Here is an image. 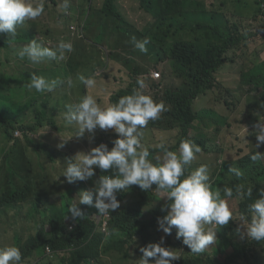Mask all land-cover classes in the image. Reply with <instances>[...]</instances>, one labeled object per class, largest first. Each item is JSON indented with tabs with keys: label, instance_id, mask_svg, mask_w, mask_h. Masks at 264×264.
<instances>
[{
	"label": "trees",
	"instance_id": "1",
	"mask_svg": "<svg viewBox=\"0 0 264 264\" xmlns=\"http://www.w3.org/2000/svg\"><path fill=\"white\" fill-rule=\"evenodd\" d=\"M54 5H58L57 0H52ZM153 1V0H141ZM206 1L192 0L191 16H196L195 10H200L202 17L208 21L207 33L210 35L208 44L199 43L197 40H178L168 45H164L162 51L152 54L153 58L148 63H153L151 69L146 65H136V72H143L149 75L153 70H162L159 64L164 63V71L160 79L154 80L153 86L158 87L161 94L157 97L165 101L167 111L163 112L158 120L151 121L142 130L152 129H178L179 143L181 140H191L198 144L206 152H215L218 156L217 161L210 162L208 165L210 173V183L213 191H221L223 197V188L232 187L238 183H244L246 187L253 185L252 198L245 197L239 199L235 195L228 199L231 203L237 200L239 212L250 218L251 213L248 205L259 198V190L264 188V163L262 160L253 162L250 155L258 151L264 154V145L255 149L254 143H257L255 133L248 135L246 143L238 149V154L228 151L229 145L223 146L222 140L213 142L208 136V130L215 129L221 132L223 126L228 123V118H213L209 115L211 111L205 109L198 111L194 105L202 95L213 90L219 85L217 73L219 69L228 61L234 60L230 56L231 51H241L240 58L244 61H250L253 65L249 70L242 73L243 81L252 82L256 80L254 89L259 94L252 95L253 98L246 103L248 115L246 121L250 124V131L256 123L259 116H264V91L260 93V88L264 87V19L261 14L264 13L261 7L264 0H225L223 6L212 2L211 7ZM74 1L71 2V4ZM105 7L111 10H117L112 0H104ZM164 6L177 8L180 0H155ZM240 4V12H235V4ZM158 4V3H156ZM181 6L184 3H180ZM50 8L45 7L44 13ZM69 11V10H68ZM219 12V13H218ZM60 17L69 19L67 16ZM32 20H26L23 25L17 26V35L10 40L6 35H0V66L4 65L5 60L12 56L16 62L18 70L13 73L6 72L0 68V130L5 138L4 145L0 148V248L5 246H16L22 254L23 264H94L101 254L111 253L113 251L120 254L123 258L138 256L142 253L139 249L147 246L149 243H158L162 231L157 230V217L166 215L160 207L154 208L150 216L144 221L141 228H138L142 222L139 218L144 204L157 201L159 192L155 190L144 191L138 186H132L127 192L118 194L117 198L121 202L120 207L110 212L104 218L100 217L98 210L93 212L87 205H79L84 211L85 217L80 220H73L68 212V206L78 203L75 199H68L66 193H51L50 198H54L52 203L42 200L37 193L36 175L33 168V161L24 157L23 145H20V139L13 142L16 129L28 131L37 130L36 123H48L54 129H59V125H53L49 122L59 121L58 115L60 108L50 104L53 101V95L35 92L29 100L28 96L32 93L26 85L32 73L44 76L48 79L66 78L80 69L83 64L69 63L64 66H43L32 64L27 58L20 59L17 55L20 49L28 45L32 40L43 45L46 40L41 36V31L37 30V22L31 24ZM163 25L147 30L157 36V31H163L167 34L172 21L165 18ZM143 35L148 38L143 30ZM48 35V33H44ZM37 42V41H36ZM13 44V45H12ZM155 57V58H154ZM101 64L104 61L99 60ZM37 67V68H36ZM104 75H106L104 73ZM183 79L180 85H176V80ZM64 80V79H63ZM132 86L127 89L121 88L111 97V101L116 103L124 95H129ZM21 101V113L30 108L33 113V119L24 126H16L9 120L14 116L18 101ZM161 102L160 100H154ZM245 107V105H244ZM58 109V110H57ZM207 115V116H206ZM54 117H57L54 119ZM23 119V115L20 117ZM214 119V120H213ZM244 124V121H242ZM245 128V126H244ZM194 130V135L189 133ZM256 130V129H255ZM223 133H221L222 135ZM26 136V135H25ZM230 144L233 145L237 137L228 134ZM216 137H219L217 135ZM106 139L114 140V133H107ZM214 139V138H213ZM219 139V138H218ZM228 141V140H227ZM41 143L37 138H30L28 146L39 145ZM178 143V145H179ZM112 147V143H110ZM176 146L165 145L167 150H175ZM161 149V148H158ZM165 150V149H164ZM216 155V157H217ZM215 157V158H216ZM153 163L154 160H152ZM203 162L193 161L189 166L186 175L198 168ZM229 167H237L243 172L241 178H236L234 174L228 172ZM155 185H153V189ZM79 191L72 192L74 198L79 199ZM150 201H147V200ZM47 203V204H46ZM166 203L164 201L163 205ZM51 208L50 215H44L47 208ZM108 222V229L103 230L100 225L104 221ZM50 224V229H47ZM72 226V228H70ZM138 228V229H137ZM226 226L220 230L224 232ZM18 232L22 235L18 236ZM108 235L109 233H113ZM14 236L15 244L11 237ZM232 243V244H231ZM46 246H50L55 252L60 250H69L76 248L73 256L67 257L56 254L54 257L47 255L48 260L41 262L39 257L45 254ZM165 247H170L177 252L181 258L174 261L173 264H260L261 254L258 252L250 253L254 247L252 243L234 242L227 236H224L218 243V248L225 255L222 260L212 250L206 249L202 254H193L190 249L182 243L181 239H176L172 231L171 235L165 238ZM232 246V251L227 252V248ZM104 264V263H102Z\"/></svg>",
	"mask_w": 264,
	"mask_h": 264
},
{
	"label": "clouds",
	"instance_id": "2",
	"mask_svg": "<svg viewBox=\"0 0 264 264\" xmlns=\"http://www.w3.org/2000/svg\"><path fill=\"white\" fill-rule=\"evenodd\" d=\"M87 2L91 3V0H84L81 14L93 8L92 4L86 7ZM206 3L211 7L208 1ZM218 5L223 6L222 1ZM69 7L70 0H63L60 4V8L65 13L71 12L68 11ZM261 7L264 11V1H262ZM44 11V0H39L38 3H34L33 0H0V35H6L10 40L14 39L17 35L18 25H23L26 20H32L31 24L39 21L43 18L41 15ZM67 15L70 18V15ZM261 16L264 19V13ZM97 22L104 34L113 37L112 27L114 24L111 19L106 20L99 16ZM67 29L71 32V36L65 33ZM37 30L38 32L41 31V36L46 41L43 45L39 44L36 34L37 42L32 40L17 53L20 59L27 58L32 64H38L37 67L40 64L43 66H64L69 63L83 64L80 69L66 78L48 79L32 73L29 83L26 85L32 92L27 100L34 96L35 92L50 94L58 89H66L67 103L64 99L66 104L64 103L65 105L60 107L55 102V106L60 108L58 115L60 127L57 129L60 131V135L57 136V144L45 140L43 143L49 144L52 151H60L65 147L67 141L73 143L72 155L63 156L66 160V167L58 169L57 174H52V176L58 177L55 183L59 186H62L66 179L67 183L75 188L73 192L77 191L78 193L79 188H81L79 199H77L78 203L68 206V212L73 220H80L85 217V213L79 205L92 206L93 212L96 211L93 208L95 207L100 217L104 218L120 207L121 202L117 198L118 194L127 192L135 185L144 191L155 190L164 193V198H166V203L160 207L162 212H166V215L157 217V230L162 231L164 235L161 236L158 243H149L139 249L142 255L138 264H173L174 261L179 260L181 256L175 250L164 246L166 236L171 235L172 231L176 235V239L182 238V243L190 249L191 253L202 254L206 249L213 252V246H217L215 242L217 229L228 225L230 220L239 221L240 226L244 229V235L252 240L249 243L254 244V247L248 252L259 251L260 254L264 252V188L259 190V198L254 199V202L248 205V210L251 213L250 218L243 213L238 218L234 217V213L228 205L230 202L228 199L233 197L234 190L237 198L248 197L251 199L253 185L246 187L244 183H238L234 189L225 186L222 190L224 197L222 198L221 191L212 190L211 171L207 165L210 162L204 160L203 164L186 175L189 166L196 159V154L202 151L198 144L185 139L181 140L177 151H175L176 149L167 150L165 145L168 144L163 143L152 147L146 131H142L149 122L158 120L161 114L167 111L165 101L157 97L158 94H161L160 90L153 84L151 85L157 89V94L153 98L149 95L152 91L144 80L148 75L143 72H136V66L131 67V69L128 68L120 80L123 82L125 76L128 75L129 84L119 87L118 79L114 78L112 81L116 84V88L112 95L118 89L126 88L128 91L132 86L131 92H128L131 94L120 97L114 104H112L111 96L108 103L100 105L101 99L94 97L89 91L96 87V81L104 73L106 77L113 74L107 73V71L111 67L115 68L122 64L123 54L109 48L105 60L102 56V50L107 46L93 39L89 31L79 24L74 25L65 22L60 35L56 34L55 28L39 26L38 24ZM94 30L98 31V28ZM44 33H48L49 36ZM262 35H264V29ZM103 41L108 43L104 38ZM132 42L135 49L147 53L149 38L136 40L133 37ZM99 60L104 61V64H101ZM159 65L161 68H165V66L163 67L164 63ZM4 66H8L6 72L9 73L18 70L17 62L12 56L5 60ZM163 71L158 69L152 72L153 83L154 80L162 77ZM133 73L134 81L131 78ZM156 73H159V76H156ZM217 78L219 79V77ZM179 81L177 83L176 80V85H180L183 79ZM79 94L81 96H78ZM261 107H264V102L261 103ZM9 121L16 126H24L29 123L21 122L18 118H11ZM50 123L56 125V120L54 123ZM253 127L257 129L255 131L257 141L255 149H259L264 145V116L258 115ZM16 130L12 143L19 135ZM246 131L248 132L247 128ZM107 133H114L116 139L112 141L106 139ZM63 138L67 139L63 140ZM37 140L41 141V138L37 137ZM110 143H112V147ZM34 146H28L27 142L23 145V154L26 160L27 158L34 160L38 157L34 151ZM158 151L164 152L162 160L159 157H154ZM218 156L219 154L214 161H217ZM149 158H152L155 163ZM56 159L57 156L52 158L53 164H55ZM250 159L253 162L262 160L264 154L255 151L254 154L250 155ZM228 172L234 174L238 179L243 176V172L237 167H229ZM153 185H155L154 189ZM46 194H48L46 189L40 190V195ZM150 204L152 202L146 203L144 206ZM144 206L141 209L142 213H139L142 222L137 225L138 228L142 227L151 213L146 215L143 212ZM100 227L107 230L108 222L105 220ZM112 234L114 232L108 235ZM21 235L22 233L18 232V236ZM11 241L15 244L14 236L11 237ZM229 248L232 251V246L227 248L228 253L231 252L228 251ZM76 249L77 247L55 252L50 246H46L45 255L54 257L59 254L70 257L76 253ZM94 261V264H102L99 260ZM240 263L242 261H239L238 264ZM0 264H23L20 249L16 246L0 248Z\"/></svg>",
	"mask_w": 264,
	"mask_h": 264
},
{
	"label": "rangeland",
	"instance_id": "3",
	"mask_svg": "<svg viewBox=\"0 0 264 264\" xmlns=\"http://www.w3.org/2000/svg\"><path fill=\"white\" fill-rule=\"evenodd\" d=\"M72 1L74 2L71 4ZM33 2L38 3L39 0H33ZM57 2L58 5L56 6L53 4L52 0H44V7L50 5V8L46 13L41 15L43 18L37 21L39 26L55 28L56 34L60 35L62 33V28H64L65 22H70L74 25L79 24L89 31L93 39L108 47H104L102 50V56H104L105 60L107 59L109 48L119 51L123 54L122 64L115 68L111 67L107 71V73L111 72L113 74L110 77L103 75L96 81V87H101L97 90L99 98L101 99L100 105H104L110 101L113 90L116 88V84L112 81L114 78L118 79L119 87L127 86L130 82L128 75L125 76V80L123 82L120 80V77H123L126 74L127 69H131V67H135L136 65H146L149 69H151L154 64L148 62L151 60V58H153L152 54L155 55L156 52L162 51L164 45H168L178 40H197L199 43L208 44L210 38V35L207 33V18L201 16V14L204 13H201L200 10L196 9V16L194 18L191 16L192 0H180V2L177 3L179 5L177 8L167 7L165 4L163 6L162 3L155 2V0L152 2L141 0H112V4L116 5L117 10L106 8L104 0H91V3L87 2L85 6L88 7L90 4H92L93 8L82 12V14L81 7L84 6V0H70V7L68 9L71 11L70 13H65L60 8V4L63 2V0H57ZM182 2L184 3L183 6L180 5ZM224 2L225 0H223V4ZM164 3H166V0H164ZM235 12L237 14L240 12L239 3L235 4ZM67 14L70 15L69 19L60 17V15L68 16ZM99 16L104 17L106 20H112L114 24L112 27L113 37L109 36V34H104L103 29L100 25H98L97 22ZM165 18H169L172 21V24L170 25L166 35H164V32L160 30L157 31V36L147 33V30L152 29L159 24L163 25L162 22ZM95 28H98V31H95ZM143 30L150 39V43L147 45V53H142L138 49H135L132 42L133 37H135L136 40H143L146 37L145 36L143 39H139L143 35ZM65 33L70 36L72 35L68 29L65 31ZM103 38L108 43H105ZM229 54L234 60H228L218 71L217 77L220 79L219 85L213 90L208 91L207 94L200 96L198 101H196V105L194 106L198 111L209 109L211 111L209 115H212L213 118H224V115L227 116L228 123L223 126V130L218 133L215 131V129L208 130V136L213 142L222 140L221 144L223 146H226V144L230 146L228 151L238 154V149H240V147L246 143L248 140V135L257 131V129L255 130L254 127L250 131H246V128H250V124L246 121L248 111L245 102L251 100V98H253L252 95L259 94V92L255 91L254 89L256 80L248 82L243 81L242 78V73L249 70L253 63L250 61L244 62L240 58V50L231 51ZM0 68L6 71L8 66L5 67L3 65L0 66ZM163 70L164 69L162 68L161 71ZM153 71H151V73L144 78V80L147 82V85L151 88L152 92H150L149 95L152 98L157 94V89H154L151 85L153 84L151 78ZM131 78L133 81L135 80L134 73ZM179 82L180 81L177 80V83ZM65 91L66 89H58L51 92L54 97L50 106H52L54 102H56L60 107L65 105L68 101ZM263 91L264 87L260 88V93ZM64 99L66 100V103ZM21 115H23V119L20 118ZM33 117L34 115L31 113L30 108L25 109L21 113L20 103H17L14 116L12 117L13 119L18 118L21 122H30ZM242 121H244V124H242ZM56 124L58 125L57 120ZM35 126L37 128L35 131H24L23 129L18 128L16 131L19 132V135L16 138L20 139V143H18L20 145H25V142L28 143V140L31 137L41 138L42 142L39 145L36 144L34 146V151L40 158L39 159L36 157L33 161V168L36 175L35 179L37 184V193L40 194V190L46 189L49 194L57 192H59V194L66 193L68 199L77 200V198H74L71 195V192L75 191V188H72V185L67 183L66 179L64 180L63 185L59 186L55 183V180L58 177L54 175L52 176L53 173L57 174V172H59L58 169L66 167V160L63 156H68L72 153L73 143L67 141L63 149H60V151H52L51 146L47 143H43V141H50L51 143L57 144V136L60 135V131L54 129L47 122L44 124L36 123ZM244 126L246 128H244ZM145 133L152 147H156L161 143L168 144L169 146L177 145L175 151H177L179 147L178 129L163 130L161 128L152 129V127H150ZM221 133L223 134L221 135ZM189 134L193 136L194 130H192ZM228 134L237 137L233 145H231L229 142L230 137ZM217 135H219V137H216ZM66 139L67 138H63V140ZM5 141L6 140L3 136V132L0 130V148L4 145ZM163 155V151H158L154 154V157H159L162 160ZM216 155L217 154L215 152L206 153L202 150L201 153L196 154V159L194 161L197 160L203 162L206 160L208 162H212L214 161ZM54 156H57L55 164L52 163V158ZM149 159L151 161L153 160L152 158ZM262 162L264 163V159ZM49 194L40 195V197L47 203H52L54 198H50ZM164 196V193H160L159 199L157 201H152V204L150 205L144 206L143 212L148 215L152 209L161 207L164 201H166ZM228 205L233 211L234 217L238 218L241 213L239 212L237 200H234L232 203L228 202ZM50 213V207L44 211L45 216L50 215ZM49 226L50 224H48L47 229H49ZM224 236H227L234 242H241L244 244L252 241L251 239L247 238L246 235H244V229L240 226L239 221L230 220L229 224L226 225L224 232H221L220 230L217 231L215 241L217 245ZM212 249L216 255L224 260L225 255L221 253L216 245L213 246ZM228 251H231V248H229ZM37 259H39L41 262H46L48 257L44 254ZM98 259H100L102 263L105 264H138V256L136 255L133 257L131 253L128 258H123L120 254H117V252L113 251L111 253L101 254ZM260 264H264V252H261Z\"/></svg>",
	"mask_w": 264,
	"mask_h": 264
},
{
	"label": "crops",
	"instance_id": "4",
	"mask_svg": "<svg viewBox=\"0 0 264 264\" xmlns=\"http://www.w3.org/2000/svg\"><path fill=\"white\" fill-rule=\"evenodd\" d=\"M212 2H215L216 4H218L220 1L219 0H209L208 1V3L210 4H212ZM98 88L100 89L101 87H94L90 89L89 93L100 100L99 95L97 93ZM78 96H81V94H79Z\"/></svg>",
	"mask_w": 264,
	"mask_h": 264
},
{
	"label": "built area",
	"instance_id": "5",
	"mask_svg": "<svg viewBox=\"0 0 264 264\" xmlns=\"http://www.w3.org/2000/svg\"><path fill=\"white\" fill-rule=\"evenodd\" d=\"M156 76H159V73H156Z\"/></svg>",
	"mask_w": 264,
	"mask_h": 264
}]
</instances>
